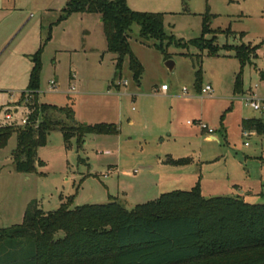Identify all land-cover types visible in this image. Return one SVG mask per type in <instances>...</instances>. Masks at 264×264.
Listing matches in <instances>:
<instances>
[{"label": "rangeland", "instance_id": "rangeland-1", "mask_svg": "<svg viewBox=\"0 0 264 264\" xmlns=\"http://www.w3.org/2000/svg\"><path fill=\"white\" fill-rule=\"evenodd\" d=\"M128 2L135 12H172L164 14V32L184 42L200 37L207 6L213 16L210 29L233 33L216 34L219 48L243 45L256 49V58L242 70L243 93H232L240 72L233 51L221 50L218 57H211L192 46L171 45L166 49L170 59L164 61L154 48L156 42L143 44L138 26L133 25L128 43L143 67L137 85L128 70V57L116 71L117 56L106 51L99 15L76 14L57 23L66 0H0V98L5 92L17 97L25 91L30 56L44 45L50 32L40 55L38 103L69 105L78 123H113L119 129L115 137L86 136L81 151L74 139L66 149L61 134L51 132L46 145L37 150L41 166L31 174L14 170L10 158L16 147L13 135L0 151V229L21 224L31 204L52 212L67 199L74 208L102 205L115 198L130 210L162 193L196 186L204 198L241 196L246 203L264 204L260 195L264 193V134L252 132L245 140L240 128L243 119L264 121V80L259 77L264 73V0ZM168 61L174 65L172 71L165 67ZM198 69L201 87L209 84L212 88L210 96L195 88ZM50 81L55 82L56 91L49 90ZM162 85L173 97L154 92L155 86ZM183 88L191 98L184 97ZM251 92L259 100V111L243 100ZM52 118L71 125L61 114L53 113ZM221 126L226 140L218 132ZM209 135L218 137L219 143L205 141ZM166 156L191 158V166L183 169L189 171L165 176L181 168L162 165Z\"/></svg>", "mask_w": 264, "mask_h": 264}, {"label": "trees", "instance_id": "trees-1", "mask_svg": "<svg viewBox=\"0 0 264 264\" xmlns=\"http://www.w3.org/2000/svg\"><path fill=\"white\" fill-rule=\"evenodd\" d=\"M76 14L99 15L106 51L117 56L116 71L121 70L123 59L128 57V70L136 84L140 83L143 67L128 43L133 25L138 26V37L143 44L156 42L154 48L163 55L164 61L170 59L166 49L171 45L192 46L207 51L211 57H218L221 50L233 51L240 65L233 82V95L243 93V67L256 58V49L243 45L219 48L215 44L216 34L233 33L210 29L213 16L207 6L202 15L200 37L187 42L164 32L163 13L132 11L126 0H66L57 23ZM208 34L213 35L212 39L205 38ZM49 39L50 32L45 43ZM44 45L30 56L32 68L25 91L32 98L23 107L29 124L4 122L0 109V151L15 135L16 147L10 158L15 172L20 174L34 173L41 166L37 150L46 145L51 132L61 134L66 149H70L74 139L77 151L83 149L88 135L115 137L119 134L113 123L76 122L69 105L38 103L40 55ZM259 77L264 80V73L260 72ZM200 86L201 70L198 69L195 88L199 90ZM53 113L63 115L71 125L57 122L52 118ZM240 126L241 130L264 134L262 119H245ZM162 164L187 167L191 159L166 156ZM260 195L264 198V193ZM0 264H264V204L246 203L239 196L204 198L198 186L189 191L162 193L157 199L130 210L115 198L102 205L74 208L67 199L52 212H43L31 204L21 224L0 229Z\"/></svg>", "mask_w": 264, "mask_h": 264}, {"label": "built area", "instance_id": "built-area-1", "mask_svg": "<svg viewBox=\"0 0 264 264\" xmlns=\"http://www.w3.org/2000/svg\"><path fill=\"white\" fill-rule=\"evenodd\" d=\"M126 85V82L123 83ZM49 90L50 91H56V85L54 81L49 82ZM74 88H71L70 91H73ZM167 91V86L162 85L159 87L160 93H165ZM183 94L186 95L187 91L186 89H182ZM202 93H206L209 96L212 94V90L210 86H205L202 89ZM4 96V100L1 101L0 98V109L2 110V116L4 122L12 124V125H20L25 126L29 124V116L27 113H24L23 107L31 100V93L24 91L22 93H19L17 97H14L11 93H4L2 94ZM245 101V104L248 105L252 110L259 111L261 109V105L259 103V100L256 98L254 93H249V95L243 99ZM17 103H21L20 105H17ZM187 124L191 125V123L187 122ZM202 130H206V126L199 125ZM253 131L248 130H241V137L243 139H248L252 135ZM209 134H212L211 131H209ZM245 146L248 145L247 142L244 143Z\"/></svg>", "mask_w": 264, "mask_h": 264}, {"label": "crops", "instance_id": "crops-1", "mask_svg": "<svg viewBox=\"0 0 264 264\" xmlns=\"http://www.w3.org/2000/svg\"><path fill=\"white\" fill-rule=\"evenodd\" d=\"M170 2L171 0H166V2ZM126 3H127V6L128 7H130L131 8V6H130V4H129V2H128V0H126ZM129 8V9H130ZM132 9H134V8H132ZM134 10H137L136 8L134 9ZM158 11V10H157ZM159 11H161V10H159ZM162 13L163 14H171L172 12H169L168 10H163L162 11ZM79 15H86V14H79ZM164 20H165V16H164ZM100 23H101V21H100ZM257 55V54H256ZM30 61H31V58H30ZM31 68H32V63H31ZM31 68H30V70H31ZM29 73H30V71H29ZM28 77H29V74H28ZM74 78V76L72 77V79ZM55 83V82H54ZM27 84H28V79H27ZM27 84H26V86H27ZM140 84V83H139ZM139 84H137V85H139ZM205 86H210L209 84H207V85H205ZM204 86V87H205ZM204 87H201L200 86V89L198 90V89H196L197 91H198V93L199 94H203L202 93V89L204 88ZM210 88H211V86H210ZM26 90V89H25ZM211 90H212V88H211ZM187 91V90H186ZM69 92H71L70 90H69ZM154 92L155 93H157V94H160V95H163V96H165V97H170L171 95H169V89L167 88V91L165 92V93H160L159 92V87H157V86H155V88H154ZM213 92V91H212ZM5 93H9V92H5ZM22 93V92H21ZM253 93V92H252ZM184 95V97L185 98H191L189 95H188V93H186V95L185 94H183ZM171 97H173V96H171ZM4 100V96H1V101H3ZM229 111V109L228 110H226V112H228ZM225 114V113H224ZM222 117H224V115L222 116ZM257 119H261V118H257ZM243 120H245V119H243ZM241 122H242V120H241ZM241 122H240V125H241ZM240 128H241V126H240ZM219 132V134H220V137L223 139V140H226V131H225V129L221 126V128H220V130L218 131ZM205 141H207V142H209V141H215V142H217V143H219V139H218V137H216V136H214V135H209V136H207L205 139H204ZM191 159V158H190ZM162 163V162H161ZM191 164H192V162H191ZM163 165V164H162ZM191 166V165H190ZM187 167H189V166H187ZM187 167H181V168H179V169H175V173L173 172V171H169V172H167V175L166 174H164L165 176H167V177H169V176H171V175H174V176H178L179 174H183V173H186V172H188L189 170H183L184 168H187ZM164 169H162V171H163ZM164 172V171H163ZM163 175V174H162ZM164 180H166V178L164 177ZM159 193H161V192H159ZM239 197H241V196H239ZM242 198V197H241ZM243 199V198H242Z\"/></svg>", "mask_w": 264, "mask_h": 264}, {"label": "water", "instance_id": "water-1", "mask_svg": "<svg viewBox=\"0 0 264 264\" xmlns=\"http://www.w3.org/2000/svg\"><path fill=\"white\" fill-rule=\"evenodd\" d=\"M165 67L169 70V71H172L173 70V68H174V65H173V63L172 62H166L165 63Z\"/></svg>", "mask_w": 264, "mask_h": 264}]
</instances>
